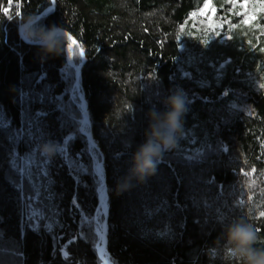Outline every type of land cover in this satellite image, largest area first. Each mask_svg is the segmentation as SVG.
Wrapping results in <instances>:
<instances>
[{"label": "trees", "instance_id": "obj_1", "mask_svg": "<svg viewBox=\"0 0 264 264\" xmlns=\"http://www.w3.org/2000/svg\"><path fill=\"white\" fill-rule=\"evenodd\" d=\"M244 5L0 0V264H103L104 220L111 264H237L224 229L240 218L264 250V0ZM30 14L64 29L59 54L20 39ZM178 89L182 136L128 180L150 113Z\"/></svg>", "mask_w": 264, "mask_h": 264}, {"label": "clouds", "instance_id": "obj_2", "mask_svg": "<svg viewBox=\"0 0 264 264\" xmlns=\"http://www.w3.org/2000/svg\"><path fill=\"white\" fill-rule=\"evenodd\" d=\"M18 36L30 46L40 47L46 54L57 55L66 41L64 29L56 24L44 26L42 17L28 15L21 17L17 25ZM165 111L150 113L152 123L145 133V142L133 155V166L128 180L135 178L143 183L154 175L164 154L175 147L184 131L183 117L188 111V100L183 90H176L164 101ZM59 142L48 140L38 146L41 156L52 159L59 151ZM228 253L237 264H264V250L254 247L257 229L244 219H235L224 229Z\"/></svg>", "mask_w": 264, "mask_h": 264}, {"label": "built area", "instance_id": "obj_3", "mask_svg": "<svg viewBox=\"0 0 264 264\" xmlns=\"http://www.w3.org/2000/svg\"><path fill=\"white\" fill-rule=\"evenodd\" d=\"M100 198H101L100 204L102 206V210L105 213V215L107 216L108 205H107L106 200H105V190H102L100 192ZM99 234H100V237H101V243L97 246V249H98L99 256L103 260V264H105V259H107L106 256H105V249H106V245H107L106 220H104V222L102 223V225L100 227V230H99Z\"/></svg>", "mask_w": 264, "mask_h": 264}, {"label": "snow or ice", "instance_id": "obj_4", "mask_svg": "<svg viewBox=\"0 0 264 264\" xmlns=\"http://www.w3.org/2000/svg\"><path fill=\"white\" fill-rule=\"evenodd\" d=\"M10 2H11V0H10ZM232 3L233 4H235L236 3V0H232ZM245 7H247V0H245V5H244ZM204 8L205 9H208L209 8V4L208 3H205V5H204ZM215 12H216V10L215 9H212V13H213V15H215ZM5 13L7 14V10H5ZM204 13L202 12L201 13V15H203ZM249 19H252V20H255L256 19V17L255 16H252V17H250ZM249 21H248V19H246L245 21H244V23H248ZM73 44H75V41H73ZM79 55H83V51H80L79 52ZM262 215H264V214H262Z\"/></svg>", "mask_w": 264, "mask_h": 264}, {"label": "rangeland", "instance_id": "obj_5", "mask_svg": "<svg viewBox=\"0 0 264 264\" xmlns=\"http://www.w3.org/2000/svg\"><path fill=\"white\" fill-rule=\"evenodd\" d=\"M86 123V122H85ZM88 123V122H87ZM83 131L86 133V134H88V136L90 137V140L93 142L94 141V136L92 135V132L90 131V132H87L85 129H83ZM99 166H101V165H99ZM100 169V168H99ZM105 264H111V263H109L108 261H107V259H105Z\"/></svg>", "mask_w": 264, "mask_h": 264}, {"label": "water", "instance_id": "obj_6", "mask_svg": "<svg viewBox=\"0 0 264 264\" xmlns=\"http://www.w3.org/2000/svg\"><path fill=\"white\" fill-rule=\"evenodd\" d=\"M86 121L89 123V120L86 118ZM90 124V123H89ZM90 127H91V129H92V126H91V124H90ZM92 132V131H91ZM92 135H94L93 134V132H92ZM90 138V137H89ZM97 168L99 169L100 167L99 166H97Z\"/></svg>", "mask_w": 264, "mask_h": 264}]
</instances>
